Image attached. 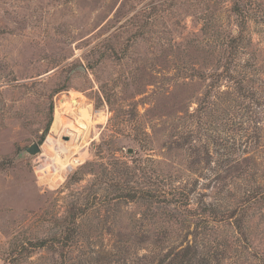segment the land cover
<instances>
[{"label": "rangeland", "instance_id": "1", "mask_svg": "<svg viewBox=\"0 0 264 264\" xmlns=\"http://www.w3.org/2000/svg\"><path fill=\"white\" fill-rule=\"evenodd\" d=\"M0 264H264V0H0Z\"/></svg>", "mask_w": 264, "mask_h": 264}, {"label": "bare ground", "instance_id": "2", "mask_svg": "<svg viewBox=\"0 0 264 264\" xmlns=\"http://www.w3.org/2000/svg\"><path fill=\"white\" fill-rule=\"evenodd\" d=\"M68 102L70 104L72 112H76L77 108L81 105L79 99H70ZM61 119H62L61 120L62 123L65 122L64 124L66 125L65 128H64V134H67L68 136H72V138H75V140H74V142H75L76 141V137H78V134H76L75 130H71L69 128V126L66 124V121L63 120V118H61ZM67 128H69V129H67ZM58 149H60V148H58ZM57 152L60 153L61 150H58ZM59 155L60 154L56 155L58 160L60 158ZM73 166H74V161H69L67 164H63L61 162L59 164H55V163H52L50 161V159L46 157L45 162L41 165L40 168H41V170L43 172H45L46 174L52 176V181L54 183H58V182H61L71 172Z\"/></svg>", "mask_w": 264, "mask_h": 264}, {"label": "water", "instance_id": "3", "mask_svg": "<svg viewBox=\"0 0 264 264\" xmlns=\"http://www.w3.org/2000/svg\"><path fill=\"white\" fill-rule=\"evenodd\" d=\"M26 151L31 155H37L40 153V147L38 144H33L26 149Z\"/></svg>", "mask_w": 264, "mask_h": 264}, {"label": "trees", "instance_id": "4", "mask_svg": "<svg viewBox=\"0 0 264 264\" xmlns=\"http://www.w3.org/2000/svg\"><path fill=\"white\" fill-rule=\"evenodd\" d=\"M39 247L42 246V245H38Z\"/></svg>", "mask_w": 264, "mask_h": 264}]
</instances>
